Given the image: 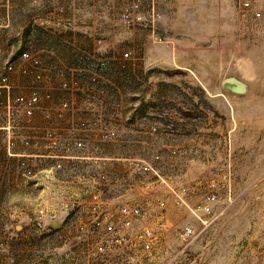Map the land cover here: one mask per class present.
Here are the masks:
<instances>
[{"label": "rangeland", "instance_id": "1", "mask_svg": "<svg viewBox=\"0 0 264 264\" xmlns=\"http://www.w3.org/2000/svg\"><path fill=\"white\" fill-rule=\"evenodd\" d=\"M7 1L0 0L4 13ZM249 1L251 10L260 11L264 19V0ZM234 2L110 0V45L120 55L109 60L115 70L107 68L108 72L99 76L83 71L71 73L68 68L51 74L43 67L41 81L31 80L26 90L23 79H17L14 89V94H28L32 88L51 94L50 100L44 99L40 106L43 115L48 109L49 118L44 115L46 130L62 133L59 121L74 115L68 131L73 135L63 147L59 146L66 151H100L112 139L105 140L101 134L93 141L81 133H102L104 126L116 133H168L174 137H165L183 144L181 153L157 152L155 160L147 161L154 171L150 170L151 174L134 175L138 183L133 196L167 204L163 215L152 218L168 223L161 242L169 258L167 264H264V26L263 19L252 16L251 10L239 22ZM18 61L22 63L20 56ZM6 62L0 57L2 65ZM91 75L98 76L100 82L93 83ZM63 80H78L80 88L60 89ZM127 81L130 84L125 88ZM93 92L94 102L88 105ZM80 99L86 102L80 104ZM63 101H68L71 108L58 117L54 107ZM2 103L0 96V116L5 109ZM99 110H104L105 116L96 127L89 114ZM81 121L90 125L82 126ZM75 137L83 138V148L71 145ZM7 140L8 148V134ZM151 141L155 139H145L143 157L149 156ZM192 158L197 162H189ZM50 159L45 165L51 170L62 168ZM113 168L107 171L98 165L93 179L81 180L87 191L82 198L91 186L99 187L113 179L118 172L115 168L110 172ZM227 172L231 174V199L224 178ZM211 179L217 182L212 188L216 199L212 202L213 216L204 225L199 220L204 213L195 215L176 204L170 198V188L186 187L187 201L195 207L211 190ZM5 182L11 183L12 179L2 171L0 264H94L91 248L103 235L97 229L92 234L81 232L77 221L88 220L83 217V209L63 216L65 209L57 205L56 219L38 224L40 209L46 218L53 214L46 209L52 195L41 192L46 187L38 188L34 181L38 188L34 200L10 197L8 201ZM128 202L138 204L139 199ZM14 207L23 212L9 214ZM185 226L193 230L188 242H182L179 236Z\"/></svg>", "mask_w": 264, "mask_h": 264}, {"label": "crops", "instance_id": "2", "mask_svg": "<svg viewBox=\"0 0 264 264\" xmlns=\"http://www.w3.org/2000/svg\"><path fill=\"white\" fill-rule=\"evenodd\" d=\"M109 3L110 0H8L4 13L3 3L0 2V57L4 61L21 64L18 61L20 53L23 50L30 51L42 60L44 70L51 74L64 72L68 68L71 73L83 71L102 76L108 72L107 68L115 70V66H109V60L118 59L120 55H117L110 45ZM25 78L29 77L17 76V79H23L28 90L32 81ZM118 82L119 80L117 84ZM122 82L124 83V79ZM129 84V81L125 82V88ZM95 95L93 92L92 98L87 99L88 105L93 104ZM85 102L84 99L78 100L80 104ZM96 108L98 109V106ZM3 111V115L0 116V172L4 171L12 179L11 183H4L6 197L8 201L10 197L12 199L16 197L22 201L27 199L28 202L34 200L38 188L46 187L41 192L47 196L52 195L51 203L46 209L53 214L48 215L45 220L56 219L58 202L63 201L65 197L81 199L80 196L87 193L81 180L93 179L98 165L107 171L111 167L118 171L113 179H109L111 182L106 187V195L111 202L122 203L136 199L140 201L142 197L133 196L132 192L137 189L135 185L138 183L134 175L151 174L145 169L146 164L147 161L155 160L157 152L162 155L181 153L183 148V144L165 137L174 135L137 133L135 130L133 133L117 132L111 143L97 152L86 153L78 149L66 151L59 147L50 150L45 146L42 137L45 120L41 109L35 112L30 121L22 112L15 111L10 123L5 109ZM19 112L21 114H17ZM89 116L92 124L97 127L101 118L105 116L104 110L90 113ZM73 117L74 115L68 116L58 123L62 131L57 133L60 147H63L66 139L73 135L68 133ZM125 130L132 132L130 129ZM7 134L8 139L10 138V150L9 146L8 148L6 146ZM81 134L94 141L102 133ZM147 137L155 141L149 143L151 151L149 156L143 157L142 147L143 144H147L145 142ZM25 139L31 140L29 145L23 143ZM153 151L155 153L152 154ZM25 155L33 156L35 168L39 169L37 176L31 179L23 177L18 168L20 160ZM50 158L55 160L54 163H62L61 171L51 170L49 165H45L52 160ZM189 162L194 164L197 160L192 158ZM114 168L110 172L115 171ZM34 181L39 185L38 188ZM144 189L146 191V188ZM167 201L169 202V199ZM17 211L23 212L22 209L14 207L9 210V214H15ZM63 212L64 216L65 211Z\"/></svg>", "mask_w": 264, "mask_h": 264}, {"label": "built area", "instance_id": "3", "mask_svg": "<svg viewBox=\"0 0 264 264\" xmlns=\"http://www.w3.org/2000/svg\"><path fill=\"white\" fill-rule=\"evenodd\" d=\"M235 9L240 22L247 11L251 10V3L249 0H235ZM250 13L257 19H263L261 12L258 10H251ZM127 55L128 53L125 52L124 56ZM20 59L22 60L21 64H15L13 61H7L4 65L0 63V96L3 98L2 104L5 107L9 123L15 111L22 112L25 118L30 121L35 112L40 110L43 100H50L51 98L49 92L42 94L38 88H32L28 94H14L17 76H28L35 82L41 81L44 77L43 63L38 56L24 51L20 54ZM90 80L95 84L100 82L99 77L96 75H91ZM59 88L75 91L80 88V83L78 80H63L59 83ZM98 93L103 95L100 88H98ZM101 102L103 103L104 100L102 99ZM70 108L71 104L68 101H63L54 107V112L56 116L62 117L65 111ZM47 112L48 109L44 111V115L49 118ZM80 125L89 126L90 124L81 121ZM102 130V137L105 140L116 137V131L112 128L104 126ZM43 139L45 146L50 150L59 147V137L54 129H44ZM30 141V139H25L23 143L29 145ZM71 145L80 149L85 146V143L83 138L75 137L72 139ZM34 159L33 156L25 155L18 164L25 178L31 179L38 174V171L35 170ZM60 166V162H57L56 167L60 168ZM145 169L153 171L152 166L148 163ZM224 178L229 184L227 196L231 199L230 172H227ZM110 182L108 179L106 183H102L99 187L91 186L84 198H82L83 195L80 196L81 199H74L73 197L67 199L65 197L63 201L58 202V207L65 209L63 210L65 211L64 216L75 209H83L85 212L83 217L88 220L86 222L77 221V224L81 225V232L92 234L93 229H97L98 233L103 235L95 239L91 248L94 264H120L125 261H128L129 264H167L169 258L166 257V251L161 242L168 223L165 219L157 218L156 221L152 219L158 215H163V210L167 206L165 201L142 198L138 204L111 202L106 195V187ZM216 184L217 182L211 179L209 185L211 190L206 193L203 201L195 207L189 205L187 201L186 187L170 188V198L195 215L199 212L204 213V216L199 220L205 225L208 218L213 216L212 202L216 199V194L212 188ZM45 218L44 210L40 209L36 218L37 223H43ZM192 234L193 230L188 226L183 227L179 232L182 242H188ZM127 251L132 253L126 254ZM146 261L149 263H146Z\"/></svg>", "mask_w": 264, "mask_h": 264}]
</instances>
